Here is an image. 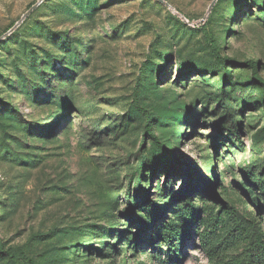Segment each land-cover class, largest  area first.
<instances>
[{"label": "rangeland", "instance_id": "obj_1", "mask_svg": "<svg viewBox=\"0 0 264 264\" xmlns=\"http://www.w3.org/2000/svg\"><path fill=\"white\" fill-rule=\"evenodd\" d=\"M254 73L264 0H0L2 247L36 264H264L239 222L264 232ZM0 264L25 263L0 246Z\"/></svg>", "mask_w": 264, "mask_h": 264}, {"label": "trees", "instance_id": "obj_2", "mask_svg": "<svg viewBox=\"0 0 264 264\" xmlns=\"http://www.w3.org/2000/svg\"><path fill=\"white\" fill-rule=\"evenodd\" d=\"M211 46L213 48L214 55L217 58H221V54L219 52L218 47L215 44H212ZM244 65L249 66V68H251L252 70L257 72V70H256L257 69V63L256 62L248 61ZM254 76L256 78V81L264 86V80L260 79L259 76L257 75V73H254ZM147 132L148 133L151 132V128L149 125L147 126ZM139 172L141 175L138 179L139 184L141 186V190L139 191V193L148 195L149 191L147 190V188L145 186H143L144 185L143 184V178H144L143 171H139ZM206 187H208V186L206 185ZM158 215L162 216L163 213L159 212ZM239 222L246 229V231L248 232V236H249V238H248L249 239L248 249L246 250L249 253V255H247V257L251 260V262H253V260H255L256 262L261 260L262 255H264V232H263V230L261 229V227H258L256 224L245 220L243 217H239ZM179 237H180V233H177L175 229H173L172 227L167 229L166 239L178 240ZM0 246H1V252L6 254L11 260L20 261V262L25 263V264H36L30 258L26 257L23 254H19L12 249L5 250L4 247H2L1 243H0ZM177 246H182L181 242H178ZM253 258H256V259H253Z\"/></svg>", "mask_w": 264, "mask_h": 264}, {"label": "water", "instance_id": "obj_3", "mask_svg": "<svg viewBox=\"0 0 264 264\" xmlns=\"http://www.w3.org/2000/svg\"><path fill=\"white\" fill-rule=\"evenodd\" d=\"M213 6H214V4H213L212 7L210 8V10L213 8ZM33 10H34V8H33ZM33 10H31L28 14H26V15L24 16L23 20H25V19H26L31 13H32ZM186 22L189 23V21H187V20H186ZM189 24H190V23H189Z\"/></svg>", "mask_w": 264, "mask_h": 264}]
</instances>
